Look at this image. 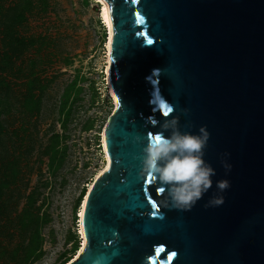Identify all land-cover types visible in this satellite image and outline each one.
<instances>
[{
  "label": "water",
  "instance_id": "1",
  "mask_svg": "<svg viewBox=\"0 0 264 264\" xmlns=\"http://www.w3.org/2000/svg\"><path fill=\"white\" fill-rule=\"evenodd\" d=\"M104 1L110 164L86 197V246L70 264H264V0ZM167 106L182 133H210L203 158L217 174L191 211L166 206L163 185L142 175ZM218 196L222 206L205 207Z\"/></svg>",
  "mask_w": 264,
  "mask_h": 264
},
{
  "label": "rangeland",
  "instance_id": "2",
  "mask_svg": "<svg viewBox=\"0 0 264 264\" xmlns=\"http://www.w3.org/2000/svg\"><path fill=\"white\" fill-rule=\"evenodd\" d=\"M13 6L25 20L11 27L29 43L18 56L3 45ZM101 6L0 0V264H70L79 254L83 203L106 169L117 109Z\"/></svg>",
  "mask_w": 264,
  "mask_h": 264
},
{
  "label": "clouds",
  "instance_id": "3",
  "mask_svg": "<svg viewBox=\"0 0 264 264\" xmlns=\"http://www.w3.org/2000/svg\"><path fill=\"white\" fill-rule=\"evenodd\" d=\"M159 108H165L160 104ZM187 109H182L187 115ZM175 108L167 106L162 112L165 122L160 125L161 131L149 134L147 147L144 148L142 175L146 174L152 182L163 185L159 193H167L166 206L181 211H191L204 195L213 187L212 177L217 173L204 160V149L210 139L205 127L199 129L200 135L182 133L179 130V117H173ZM154 124H158L154 121ZM170 132V136H165ZM228 170L231 166L224 163ZM216 187L226 191L230 184L227 180L217 181ZM222 196L213 197L205 207L222 206Z\"/></svg>",
  "mask_w": 264,
  "mask_h": 264
},
{
  "label": "trees",
  "instance_id": "4",
  "mask_svg": "<svg viewBox=\"0 0 264 264\" xmlns=\"http://www.w3.org/2000/svg\"><path fill=\"white\" fill-rule=\"evenodd\" d=\"M2 8L0 7V12ZM7 11H13L14 13L10 16L11 18L9 21V27H6L8 33L6 32L3 38V45L8 46L11 48L13 54L18 56L19 51L26 48V46L29 44L27 43L24 38L18 37V33L14 30V27H11V25L16 26L17 24H21L25 20V14L21 12V10L18 7H10ZM32 44V42H30ZM18 51V52H17ZM17 52V53H16ZM6 56H8V53H6ZM12 56V55H11ZM55 157H51V160ZM83 196V195H82ZM79 242L77 241V237L75 239V250L78 249Z\"/></svg>",
  "mask_w": 264,
  "mask_h": 264
},
{
  "label": "bare ground",
  "instance_id": "5",
  "mask_svg": "<svg viewBox=\"0 0 264 264\" xmlns=\"http://www.w3.org/2000/svg\"><path fill=\"white\" fill-rule=\"evenodd\" d=\"M99 2L102 4V9H101V17H102V20H103V22H104V24H105V27L107 28V31H108V35H109V39H111V37H112V35H113V27H112V21H111V17H110V12H109V7H108V5L106 4V2L104 1V0H99ZM107 46H108V49H109V51H110V43H108L107 44ZM108 73H109V70H108ZM109 84H110V82H109ZM112 90V89H111ZM113 93V92H112ZM113 95V94H112ZM114 98H115V96H114ZM117 103V102H116ZM104 148H105V143H104ZM107 158V166H106V169H108V167H109V164H110V161H109V158L108 157H106ZM106 169H105V171H106ZM104 172V171H103ZM102 175V174H101ZM99 177H100V175H99ZM98 177V178H99ZM97 178V179H98ZM84 207H85V201H84V203H83V210H84ZM83 210H82V212H83ZM82 218H83V216H81ZM82 224V223H81ZM81 229H82V227H81ZM81 235L83 236V243H82V245H81V248H80V251H79V254L78 255H80L81 253H82V251L84 250V248H85V246H86V240H85V237H84V232H83V230H81ZM78 257V256H77ZM76 257V258H77Z\"/></svg>",
  "mask_w": 264,
  "mask_h": 264
},
{
  "label": "snow or ice",
  "instance_id": "6",
  "mask_svg": "<svg viewBox=\"0 0 264 264\" xmlns=\"http://www.w3.org/2000/svg\"><path fill=\"white\" fill-rule=\"evenodd\" d=\"M148 43H149V44H151V43H152V41H151V40H149V41H148ZM106 170H107V169H106ZM147 183H149V184H151V183H152V181H151V178H150V177H148V178H147ZM152 206H153L154 208L156 207V205H155V203H154V202L152 203ZM83 215H84V214H83V212H81V216H83ZM81 223H83V222H81Z\"/></svg>",
  "mask_w": 264,
  "mask_h": 264
}]
</instances>
